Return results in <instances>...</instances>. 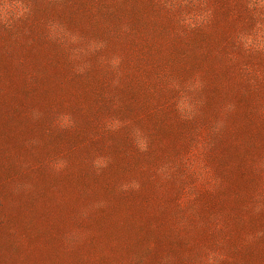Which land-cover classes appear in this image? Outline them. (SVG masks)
Returning <instances> with one entry per match:
<instances>
[{
    "label": "rangeland",
    "instance_id": "obj_1",
    "mask_svg": "<svg viewBox=\"0 0 264 264\" xmlns=\"http://www.w3.org/2000/svg\"><path fill=\"white\" fill-rule=\"evenodd\" d=\"M0 264H264V0H0Z\"/></svg>",
    "mask_w": 264,
    "mask_h": 264
},
{
    "label": "trees",
    "instance_id": "obj_2",
    "mask_svg": "<svg viewBox=\"0 0 264 264\" xmlns=\"http://www.w3.org/2000/svg\"><path fill=\"white\" fill-rule=\"evenodd\" d=\"M209 202V209L207 212H214V211H220L223 214L224 221L226 222L228 226L229 233L232 235V240L229 238L226 241V247L232 250L235 246L238 244L242 245L244 241V228L249 227L248 223H245L243 219H240L238 210L233 208L232 204V198L228 196L227 194L222 195V192L220 191L217 195H210L208 196L207 200ZM125 221H129L132 227L136 226L137 229L140 228L139 223L135 220L133 217V214L129 211L125 213L124 215ZM152 217H148L147 219H144V227L145 229H150ZM206 228V231H203L200 236V241L208 239L210 236L209 232L212 230L209 228ZM212 236V234H211ZM214 238H219L224 240V231L220 234L213 236ZM111 240L107 237L106 238V245L109 246ZM237 258V255L235 256ZM237 260V259H236ZM80 259H76V262H80ZM237 261L242 262V260L239 258Z\"/></svg>",
    "mask_w": 264,
    "mask_h": 264
}]
</instances>
